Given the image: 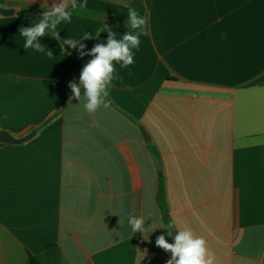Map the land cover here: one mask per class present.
<instances>
[{"label":"crops","instance_id":"0c3cea01","mask_svg":"<svg viewBox=\"0 0 264 264\" xmlns=\"http://www.w3.org/2000/svg\"><path fill=\"white\" fill-rule=\"evenodd\" d=\"M138 1L149 34L133 64L113 62L109 107L88 114L69 88L83 69L79 46L64 39L88 32L86 52L108 29L121 39ZM86 2L69 3L59 41L50 30L39 38L49 59L25 50L19 29L53 0H0L14 10L0 15V130L36 131L0 142V264H39L52 244L61 264H166L156 238L173 243L184 229L206 240L215 264H264V0ZM149 214L155 224L132 234L128 216Z\"/></svg>","mask_w":264,"mask_h":264},{"label":"clouds","instance_id":"9594fccd","mask_svg":"<svg viewBox=\"0 0 264 264\" xmlns=\"http://www.w3.org/2000/svg\"><path fill=\"white\" fill-rule=\"evenodd\" d=\"M69 3L72 10H85L87 8V2H77V0H61L57 3L53 0L49 10H46L40 16L38 22H34L31 26L21 27L19 29L20 36L25 38L23 48L25 50L34 49L37 52L44 53L51 59L53 52L49 48L46 50L44 44L40 42L41 37H45L46 31L51 32V36L56 40H60L59 31L57 26L62 21H70L72 12L68 11ZM129 19L128 25L133 31L125 32L121 39H116V34L108 29V38L106 43L95 45L90 51H85V45L83 40L93 38L88 32H85L82 39H64V44L76 49L77 46L80 56L91 55V59L82 69L79 76V84L75 81L69 82V88L71 89V96L81 100V89H83V99L86 101L83 105L88 114L95 113L101 106L104 108L109 107L106 97L108 96V87L113 79L115 72L113 62H120L121 67H127L134 63L132 49L139 48L140 36H147V17H141L135 8H131L128 11ZM151 220L152 223L147 225L152 227L155 221L149 217L144 216L136 217L128 216V225L131 228V233H145L146 221ZM119 225L122 227V221H119ZM174 223H170L166 229L167 234L172 236L170 228L174 227ZM164 228V227H160ZM156 229L153 227L152 232ZM151 232V233H152ZM119 234V233H118ZM148 239V237H145ZM156 246L162 248L166 252L171 253V258L166 264H215V256L208 249L206 240L203 237L195 235L191 230L184 229L178 230L174 235V242L169 243L165 238V235L161 234L156 238Z\"/></svg>","mask_w":264,"mask_h":264},{"label":"trees","instance_id":"16d2710c","mask_svg":"<svg viewBox=\"0 0 264 264\" xmlns=\"http://www.w3.org/2000/svg\"><path fill=\"white\" fill-rule=\"evenodd\" d=\"M133 8H135L137 10V12L139 13V15L141 17L144 16L146 9H145L144 4L141 1L136 2L135 5L133 6ZM128 19H129V15H128L127 21H126L127 26H129L128 25ZM35 20L38 21L37 19H35ZM81 92L83 94V89H81ZM137 99L144 106H146L148 104L147 99L144 96H142V95H138ZM106 100L110 104L112 103L108 96L106 97ZM149 148L152 151V153L155 156H157V151L155 150L154 146L150 145ZM158 203H159V206H160V209H161V212H162V216H163L164 222L166 224H169L170 223V219H169V215H168V209H167V206H166L165 197H164V191H163V187L162 186L159 187V191H158ZM35 260L39 264H61V250H60L59 246L56 245V244L49 245L44 253H42L41 255H39L37 257H35Z\"/></svg>","mask_w":264,"mask_h":264},{"label":"water","instance_id":"95a60500","mask_svg":"<svg viewBox=\"0 0 264 264\" xmlns=\"http://www.w3.org/2000/svg\"><path fill=\"white\" fill-rule=\"evenodd\" d=\"M14 13V10L12 8L2 7L0 6V15H11ZM93 57L91 55H84L81 57V61L83 63V67L91 60ZM141 134L146 142L150 141V138L148 134L146 133L145 129L143 127L140 128ZM36 131H32L22 137H15L8 131L0 130V142L3 143H13L18 144L25 141H28Z\"/></svg>","mask_w":264,"mask_h":264}]
</instances>
